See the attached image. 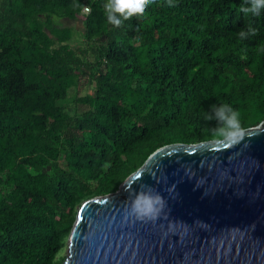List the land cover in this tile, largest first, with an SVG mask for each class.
I'll return each mask as SVG.
<instances>
[{"label": "trees", "instance_id": "1", "mask_svg": "<svg viewBox=\"0 0 264 264\" xmlns=\"http://www.w3.org/2000/svg\"><path fill=\"white\" fill-rule=\"evenodd\" d=\"M106 2L0 0V264H63L84 202L160 148L222 141L213 105L264 122V8L154 0L117 27Z\"/></svg>", "mask_w": 264, "mask_h": 264}, {"label": "water", "instance_id": "2", "mask_svg": "<svg viewBox=\"0 0 264 264\" xmlns=\"http://www.w3.org/2000/svg\"><path fill=\"white\" fill-rule=\"evenodd\" d=\"M144 193L159 197L154 220L131 215ZM64 264H264V122L158 149L117 192L83 203Z\"/></svg>", "mask_w": 264, "mask_h": 264}, {"label": "clouds", "instance_id": "3", "mask_svg": "<svg viewBox=\"0 0 264 264\" xmlns=\"http://www.w3.org/2000/svg\"><path fill=\"white\" fill-rule=\"evenodd\" d=\"M153 2L154 0H107L104 5L107 22L119 27L122 20L117 19V16L121 17L123 20H127L136 15H143L146 7ZM247 2L248 0H243L239 11L244 12L245 17H247L249 14H251L252 16H259L260 9L264 8V0H250V8L244 7V3ZM167 4L168 6H174L173 0H167ZM76 7H82L85 12L90 11V9H88L86 6L76 4ZM252 31L253 35H255V29H253ZM239 35H244L243 30L240 31ZM212 107L213 110L216 111V118L219 121L223 122L222 126L212 130V135L216 139H220L223 141L234 140L237 133L242 130L240 126L239 113L227 104H223V106L219 109H216L215 105H213ZM205 119L207 121H211L213 117L206 114ZM143 199L147 203L142 204L140 196H137L131 207V215L141 220H154L158 214V195L153 196L151 194L144 193Z\"/></svg>", "mask_w": 264, "mask_h": 264}, {"label": "rangeland", "instance_id": "4", "mask_svg": "<svg viewBox=\"0 0 264 264\" xmlns=\"http://www.w3.org/2000/svg\"><path fill=\"white\" fill-rule=\"evenodd\" d=\"M65 24L66 25H71L72 27H78L79 28V30H81V31H84L83 30V28H82V26H81V23L80 22H75V23H69V22H65ZM77 36V35H76ZM76 40H81V37L78 35L77 37H76ZM82 41V40H81ZM90 90H91V88H89V87H86V88H84V89H82V91H81V95H85L86 93H88V92H90ZM262 126H263V122L259 125V126H257V127H254V128H259V127H261L262 128ZM80 210V209H79ZM68 242H69V239H68ZM62 256H65L66 258H67V256H68V243H67V248L64 250V252L62 253ZM64 264V263H63Z\"/></svg>", "mask_w": 264, "mask_h": 264}, {"label": "built area", "instance_id": "5", "mask_svg": "<svg viewBox=\"0 0 264 264\" xmlns=\"http://www.w3.org/2000/svg\"><path fill=\"white\" fill-rule=\"evenodd\" d=\"M87 8L90 9L89 6H87ZM90 11H91V9H90ZM90 11H89V12H90ZM89 12H85V11L83 10V14H88Z\"/></svg>", "mask_w": 264, "mask_h": 264}, {"label": "crops", "instance_id": "6", "mask_svg": "<svg viewBox=\"0 0 264 264\" xmlns=\"http://www.w3.org/2000/svg\"><path fill=\"white\" fill-rule=\"evenodd\" d=\"M81 26H82V28H83V30H84V27H83V25H82V24H81ZM75 28H76V27H75ZM76 30H77V31H81V30H79V28H78V27L76 28Z\"/></svg>", "mask_w": 264, "mask_h": 264}]
</instances>
